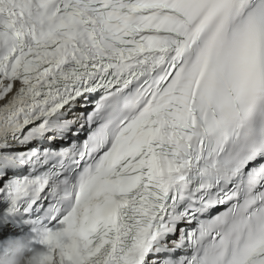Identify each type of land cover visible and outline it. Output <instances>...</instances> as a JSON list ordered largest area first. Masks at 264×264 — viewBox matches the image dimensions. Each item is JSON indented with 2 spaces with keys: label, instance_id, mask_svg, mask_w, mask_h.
Listing matches in <instances>:
<instances>
[{
  "label": "snow or ice",
  "instance_id": "1",
  "mask_svg": "<svg viewBox=\"0 0 264 264\" xmlns=\"http://www.w3.org/2000/svg\"><path fill=\"white\" fill-rule=\"evenodd\" d=\"M0 219L60 264H264V0H0Z\"/></svg>",
  "mask_w": 264,
  "mask_h": 264
},
{
  "label": "clouds",
  "instance_id": "2",
  "mask_svg": "<svg viewBox=\"0 0 264 264\" xmlns=\"http://www.w3.org/2000/svg\"><path fill=\"white\" fill-rule=\"evenodd\" d=\"M65 237L61 236V240ZM0 264H60L49 251L37 246L27 234L8 237L0 241Z\"/></svg>",
  "mask_w": 264,
  "mask_h": 264
}]
</instances>
